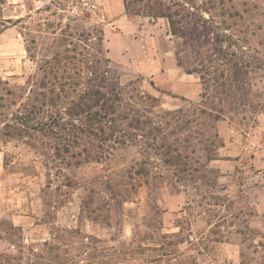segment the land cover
Returning a JSON list of instances; mask_svg holds the SVG:
<instances>
[{
    "label": "rangeland",
    "instance_id": "1",
    "mask_svg": "<svg viewBox=\"0 0 264 264\" xmlns=\"http://www.w3.org/2000/svg\"><path fill=\"white\" fill-rule=\"evenodd\" d=\"M108 1L0 0V34L5 33L0 37V144H6L5 167L0 154V264H103L108 259L155 264L147 262L152 258L156 264H264V174L250 165L262 157L264 0H159L182 22L185 39L172 33L167 17H149L169 22L165 31L173 34L177 62L178 52L186 66H198L199 50L206 63L216 61L221 48L233 65L238 63L235 75L221 66L220 80L240 86L243 91L231 94L246 98L245 104L216 122L224 140L219 159L204 166L206 154L198 152L201 164L194 178L186 174L178 181L145 145L117 147L104 160L82 157L77 164L67 153L57 156L52 145L59 139L43 132L15 135L12 124L5 125L39 90L44 58L61 53L63 65L74 73L87 71L99 57L120 55L119 50L108 53L109 39L125 22L119 18L129 14L110 15ZM146 1L130 5L132 11L143 13ZM116 5L113 0L115 13ZM117 41L120 49L124 41ZM125 60L129 64L113 60L111 68L129 94L141 89L159 98L161 107L153 114L158 122L161 110L201 100L203 85L195 100L177 96L134 70L132 59ZM231 127L253 133L248 141L238 134L232 146L225 135ZM236 154L241 163L233 161ZM26 214L31 222L24 224ZM171 232L179 235L163 238Z\"/></svg>",
    "mask_w": 264,
    "mask_h": 264
},
{
    "label": "trees",
    "instance_id": "2",
    "mask_svg": "<svg viewBox=\"0 0 264 264\" xmlns=\"http://www.w3.org/2000/svg\"><path fill=\"white\" fill-rule=\"evenodd\" d=\"M143 1L125 0L126 13L152 18L167 17L172 33L185 39L183 27L179 26L182 22L167 14L159 0L146 1L143 13L132 11L130 5ZM195 39L200 41L201 35ZM216 53L217 60L206 63L200 50L197 51L199 62L193 68L186 66L176 53L178 64L200 77L203 85L201 100L189 101L188 106L176 110H161L163 118L158 122L153 114L157 107H161L159 98L141 89L129 94L120 74L111 68L109 56L99 57L88 64L85 72L78 69L73 73L68 64L63 65L61 53L56 52L51 58H44V64L39 66L42 73L39 90L33 91L34 95L28 96L22 109L13 114L10 122L4 123L7 127L12 124L15 135L30 137L32 132H43L59 139L52 145L57 156L60 157L62 152L67 153L69 157L77 159V164L81 163L82 157L87 161L104 160L117 147L145 145L155 151L178 181H182L187 175L193 177L200 170L197 165L201 164V160L195 156L198 152L206 154V160L202 163L204 166L218 159L217 151L224 145V140L216 130V122L238 108V104H245L246 98L232 97L234 89L243 91L240 86L234 87L233 82L228 84L220 80L225 76V69H221V66L228 65V69L233 71L232 75H235L240 72L237 70L238 63L233 65L221 48H216ZM141 185L142 182L137 186L132 185L131 189L135 191ZM178 235L166 233L163 238ZM87 237L96 239L93 235ZM114 261L119 262L108 259L103 264ZM157 261L152 258L147 262L156 264Z\"/></svg>",
    "mask_w": 264,
    "mask_h": 264
},
{
    "label": "crops",
    "instance_id": "3",
    "mask_svg": "<svg viewBox=\"0 0 264 264\" xmlns=\"http://www.w3.org/2000/svg\"><path fill=\"white\" fill-rule=\"evenodd\" d=\"M108 1V0H107ZM117 1V13L113 12L111 8V3L113 0H109V8H107V13L112 16L122 15L126 13L125 0H116ZM115 14V15H114ZM119 19H124L125 22L119 27L121 30L118 33H115L114 36L109 39L110 50L108 53H114V51L119 50L120 55L115 57L110 54L111 62L116 60L124 64H129L127 60L132 59L130 66L137 71H140L147 79H150L151 82L157 86H161L164 89L169 90V92L176 94L177 96L185 97L187 99H196L200 92L202 82L200 77L196 76L195 73H189L185 70L184 67L180 66L174 57L173 34L166 33L169 22L163 21L161 19H154L152 22L149 20V16L145 15H136L134 17H129V15H122ZM5 33L1 32L0 37ZM118 38H122L124 43L120 45L118 49ZM1 46V42H0ZM125 57V58H124ZM114 62V61H113ZM160 89V88H159ZM261 115L264 116V110L261 111ZM262 128L264 129V122H261ZM243 129H238L237 127H231L226 136L228 135L229 141L232 143V146L235 145L236 136L238 134H243V138L247 141L250 138L251 132L244 131ZM230 133V134H229ZM235 136V137H234ZM263 138V144L261 149L262 157H257L259 159H252L251 166L257 165L260 166L264 174V133L261 132ZM233 137V138H232ZM4 146L6 144H0V154L3 153V166L5 167L4 158L5 150ZM247 148V144H246ZM236 159L233 161L235 163H241V158H238L240 154H236ZM219 159V158H218ZM215 159V160H218ZM262 192L264 198V180L262 184ZM248 195L246 194L245 197ZM264 201V199H263ZM264 206V203H263ZM264 211V210H263ZM261 213V210L259 211ZM264 213V212H263ZM40 215V212L36 215ZM23 223H30L31 219L29 214L26 216L23 215ZM22 224V225H24ZM21 229L23 226L16 225ZM179 228L178 231H180ZM177 233V232H171ZM186 241V240H185ZM183 241V242H185ZM109 264H119V263H109Z\"/></svg>",
    "mask_w": 264,
    "mask_h": 264
}]
</instances>
